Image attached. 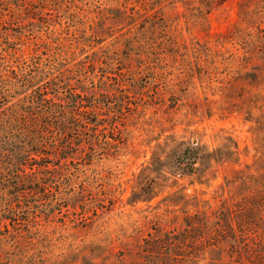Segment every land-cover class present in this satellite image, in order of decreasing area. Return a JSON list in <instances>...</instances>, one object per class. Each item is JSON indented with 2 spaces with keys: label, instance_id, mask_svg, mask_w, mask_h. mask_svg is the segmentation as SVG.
<instances>
[{
  "label": "rangeland",
  "instance_id": "374dc122",
  "mask_svg": "<svg viewBox=\"0 0 264 264\" xmlns=\"http://www.w3.org/2000/svg\"><path fill=\"white\" fill-rule=\"evenodd\" d=\"M261 222L264 0H0V264H264Z\"/></svg>",
  "mask_w": 264,
  "mask_h": 264
},
{
  "label": "trees",
  "instance_id": "16d2710c",
  "mask_svg": "<svg viewBox=\"0 0 264 264\" xmlns=\"http://www.w3.org/2000/svg\"><path fill=\"white\" fill-rule=\"evenodd\" d=\"M202 155L200 154V148L198 146L194 147H186L184 151L178 155L176 159L177 167L181 172L186 173V172H192L193 169L195 168V165L197 163V160L201 157ZM9 181V180H8ZM257 224V223H255ZM192 226V225H190ZM255 228V232L258 233H253L254 235L250 238L252 241V244L247 243L248 253H249V259H250V254L251 252L255 251L259 258H262L264 256V239L263 236H261L259 229L263 231L264 233V224L262 225V222L258 224ZM244 246L246 247V244L244 243ZM255 262V261H252Z\"/></svg>",
  "mask_w": 264,
  "mask_h": 264
}]
</instances>
